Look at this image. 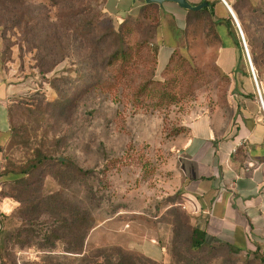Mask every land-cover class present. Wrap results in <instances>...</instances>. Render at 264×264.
<instances>
[{
	"label": "rangeland",
	"instance_id": "374dc122",
	"mask_svg": "<svg viewBox=\"0 0 264 264\" xmlns=\"http://www.w3.org/2000/svg\"><path fill=\"white\" fill-rule=\"evenodd\" d=\"M228 1L245 19L264 61V0ZM19 3L20 14L14 17L16 4L0 0L1 77L23 84L25 90L13 112L17 137L5 150L2 195L12 207L2 216L1 256L19 264H88L98 258L99 249L120 246L161 264H170L171 255L176 261L186 256L210 264H264L262 252L229 254L219 243L211 244L216 245L213 251L188 250L187 235L194 224L178 190L179 151L187 124L232 90L231 76L217 64L220 41L209 14L188 16L170 60L166 52L158 57L162 67L169 60L159 69L156 32L138 3V13L131 18L141 28L127 41L139 53L126 78L111 89L115 66L97 60L91 73L101 84L93 88L79 78L90 73L84 29L92 27L91 34L100 39L127 17L117 19L109 13L106 0ZM159 15L165 21L162 12ZM16 18L17 28L12 26ZM64 29L71 35L62 44L68 56L42 73L39 64L47 69L58 59L46 53L50 40L63 37ZM243 53L241 60L250 70L244 47ZM38 149L69 159L90 171L92 178L79 177L73 166L62 181L55 177L56 166L31 168ZM59 191L67 201H81V208L91 192L102 199L95 212L98 223L84 241L85 257L63 251L80 238L69 236L67 230L60 239L51 234L60 216L44 197ZM52 242L57 244L54 251L44 248Z\"/></svg>",
	"mask_w": 264,
	"mask_h": 264
},
{
	"label": "crops",
	"instance_id": "0c3cea01",
	"mask_svg": "<svg viewBox=\"0 0 264 264\" xmlns=\"http://www.w3.org/2000/svg\"><path fill=\"white\" fill-rule=\"evenodd\" d=\"M189 2L212 4L220 41L217 64L231 76L232 90L223 101L206 107L187 124L177 163L181 204L191 214L193 224L206 232V242L227 243L239 252L264 253V113L257 88L247 62L240 61V54L244 55L242 42L228 5L222 0ZM138 3L142 9L146 2L106 0V7L117 19H123L138 13ZM159 6L166 17L155 34L157 66L163 69L180 33L187 28L188 10L170 1ZM164 52L170 57L162 67L158 57ZM259 86L264 98V73ZM24 91L23 84L9 83L0 72V232L2 216L12 207L2 195L5 150L12 129L10 106ZM0 264L19 263L7 261L0 254Z\"/></svg>",
	"mask_w": 264,
	"mask_h": 264
},
{
	"label": "trees",
	"instance_id": "16d2710c",
	"mask_svg": "<svg viewBox=\"0 0 264 264\" xmlns=\"http://www.w3.org/2000/svg\"><path fill=\"white\" fill-rule=\"evenodd\" d=\"M10 1L16 4L13 14L14 17H17L20 14L19 11L21 9L19 5L20 0H10ZM230 5L236 10L240 18L242 24L241 26L245 32L244 33L245 38L248 43L249 51L257 74V78L258 81H260V77L262 73H264V61H262L261 53L258 52L253 37L250 33V29L246 26L245 19L242 17L241 13L237 9V6L231 3ZM142 10L144 12L145 18L150 17L151 25L154 26L155 32H157L161 24L159 18L161 7L157 3H150V4L145 3ZM146 12L148 13L147 16H146ZM203 12L208 13L209 16L213 19L214 24H216L217 21L215 19V14L212 9V4H210L208 7L202 8L199 11L188 10V16L190 14L198 15ZM131 17L133 16L131 15L128 16L124 20V22L120 24L118 27L108 28L106 30V34L100 37V39L91 34L93 30L92 27H89L87 29L88 30L87 32H85L86 29H84L83 36L85 37L86 40V44L84 46H85V50H87V55L85 58L90 73L89 75L87 74L82 77H79L83 81L82 82L83 84H85L86 86L92 85L93 88L101 84L100 78L98 79V77L95 76V74L92 75L91 73L92 71L93 72L96 71L95 62H97V60L101 64L106 63V65L108 66H115L114 68L115 80L109 83L111 89H116L118 88L119 84L123 83L124 79L127 76V72L131 67L132 62L135 59V56L139 53L137 51H133L132 47L127 41V37L131 35L133 31H136L137 29L141 28L137 20L135 21V19ZM19 20H20L19 18H16L15 23L12 26L17 28L19 26ZM1 22L2 19H0V25H2ZM64 30L65 32L63 37L61 38L54 37L53 40L51 39L52 41H54V45L50 40L51 45L48 47L50 48V50L47 51L46 55L49 57L53 55H57L58 59L54 60L52 65L47 69L43 68L44 65H42V63L39 64L42 73H46L49 70L51 71L54 68L55 64H57L59 61H61L62 59L68 56L64 52L65 47L63 45L66 42H69L71 35H68L66 29ZM144 42H145L144 40L140 41L139 45L143 44ZM237 43L238 46H240L238 40ZM99 52L101 53L100 55L98 54ZM241 59H242V54H240V61ZM245 74L247 75L248 73ZM165 94L166 92L164 91L163 95ZM20 100H21V96L15 97L10 106V119L12 126L10 142L12 141V139L17 137V135L15 134V128L13 127V112L17 108ZM68 160L69 159L67 158L61 160L59 159V157H54L52 154H49L44 149H38L37 155L33 160L32 164L30 165V167L34 169H39L47 165L56 166L59 173L56 174L55 177L59 181H62V179L66 177V174L72 172L73 170L81 178L91 176L90 171H86L76 165H73L69 163ZM72 166H73V170L71 168ZM44 198L47 201V204L50 206L51 211H54V214H58L60 216V223L57 226L53 227L51 230L52 236H54L56 239H60L62 237V232L64 230H67L69 232L68 233L69 236L75 239L80 238V241L78 242L77 240L73 242H69V245L64 247L63 251L70 254L69 256H74L75 258L85 257L86 251L84 249V241L91 232V230L98 223V218L95 215V212L102 206L101 197L96 193L91 192V194L87 197V202L85 203L86 205L84 204L82 208L80 204L81 201L78 200H73L71 202L69 200L67 201L66 197H64V195L60 191L57 193L47 194ZM64 212H66L67 214L66 217L64 216ZM81 228H83L82 233H81ZM187 240L189 245L188 250L197 253H203L208 250L213 251L216 246L206 242V232L200 229L196 225L190 227L189 234L187 235ZM219 245L222 247H226L229 251V254L239 253V251L230 244L219 243ZM44 248H48L50 251H54V249L57 248V244L55 242H52L51 244L47 245V247ZM97 252L99 253L98 258H96L94 261L88 264H161L151 258L125 250L120 246H110L105 249H99ZM255 253H257V251H255ZM102 257L104 258V261H101ZM214 257L215 256H212V258ZM181 262L183 264L206 263V262H202L201 260L189 259L186 256H184V258L182 259H179V261H176L175 259H173V256L171 255L170 264H180ZM246 263L248 264V262ZM206 264H210V263L207 261ZM233 264H236V261H234Z\"/></svg>",
	"mask_w": 264,
	"mask_h": 264
},
{
	"label": "built area",
	"instance_id": "2783aa9c",
	"mask_svg": "<svg viewBox=\"0 0 264 264\" xmlns=\"http://www.w3.org/2000/svg\"><path fill=\"white\" fill-rule=\"evenodd\" d=\"M222 1L226 5H228V3H227L226 0H222ZM235 24H236V27H237L238 34H239V36L241 38V41H242V45H243V47L245 49V54L247 56V60H248L249 66H250V71H251L253 80L255 82L256 88H257L258 101H259L260 106H261V109L263 110V113H264V98H263V95H262L261 90H260L259 81H258V78H257V74H256V71H255V68L253 66V63L251 61V56H250L249 50L247 48V44H246V41H245V37H244L243 31H242L240 25L237 22ZM234 151H236V149H234Z\"/></svg>",
	"mask_w": 264,
	"mask_h": 264
},
{
	"label": "water",
	"instance_id": "95a60500",
	"mask_svg": "<svg viewBox=\"0 0 264 264\" xmlns=\"http://www.w3.org/2000/svg\"><path fill=\"white\" fill-rule=\"evenodd\" d=\"M167 1H170V2H175L177 3L178 5H180L182 8L184 9H187V10H193V11H199L201 10L202 8L204 7H207L208 6V3L207 2H203V3H200L198 5H192L189 0H145L146 3L150 4V3H157L159 5H163L164 2H167ZM229 9H230V12L232 14V17L235 21V23L237 22V19L233 13V10L232 8L228 5Z\"/></svg>",
	"mask_w": 264,
	"mask_h": 264
},
{
	"label": "bare ground",
	"instance_id": "6f19581e",
	"mask_svg": "<svg viewBox=\"0 0 264 264\" xmlns=\"http://www.w3.org/2000/svg\"><path fill=\"white\" fill-rule=\"evenodd\" d=\"M233 10V13H234V15H235V17H236V19H237V23L240 25V27H241V29H242V24H241V21H240V18H239V16H238V14H237V12H236V10L235 9H232ZM242 31H243V34L245 33L244 32V29H242ZM244 37H245V34H244ZM245 41H246V44H247V48H248V50H249V47H248V43H247V40H246V38H245ZM249 54H250V51H249ZM250 56H251V54H250ZM251 61H252V58H251ZM253 63V62H252ZM254 66V65H253Z\"/></svg>",
	"mask_w": 264,
	"mask_h": 264
}]
</instances>
